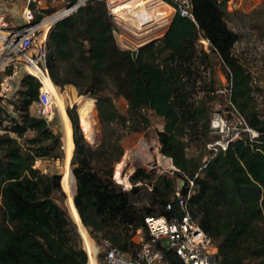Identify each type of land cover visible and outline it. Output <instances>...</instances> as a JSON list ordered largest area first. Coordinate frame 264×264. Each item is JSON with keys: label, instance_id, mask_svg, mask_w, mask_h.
Masks as SVG:
<instances>
[{"label": "trees", "instance_id": "1", "mask_svg": "<svg viewBox=\"0 0 264 264\" xmlns=\"http://www.w3.org/2000/svg\"><path fill=\"white\" fill-rule=\"evenodd\" d=\"M162 1L175 13L164 35L139 48L136 59L116 41L114 22L101 2L89 1L51 28L46 64L53 83L94 98L101 126L92 146L75 107L67 109L74 149L72 155L68 133L64 148L68 159L72 155V173L67 169L63 179L35 167L37 160L63 156L61 135L30 111L39 82L22 78L13 103L17 118L0 106V264H88L87 256L93 264L80 232L133 256L135 230L142 228L148 237L147 216L180 214L174 187L182 181L186 194L187 178L194 182L188 210L211 238L219 264L264 263V89L254 85L235 54L241 36L227 23V0H189L193 19L180 15V0ZM212 56L227 78L226 93ZM112 94L126 101L125 113ZM215 104L236 111L244 122L225 150L207 147L219 138L211 128ZM150 114L163 119L159 151L177 170L154 174L135 166L126 191L113 178L124 154L121 143L129 133L145 130ZM62 185L70 192L76 187L74 203L68 193L74 220L59 202L66 198ZM165 255L179 264L171 251L165 249Z\"/></svg>", "mask_w": 264, "mask_h": 264}, {"label": "built area", "instance_id": "2", "mask_svg": "<svg viewBox=\"0 0 264 264\" xmlns=\"http://www.w3.org/2000/svg\"><path fill=\"white\" fill-rule=\"evenodd\" d=\"M89 1L104 4L115 25L113 30L115 39L119 45L121 43L122 48L131 51L133 48L127 44L128 38L121 28L128 29L131 26L143 30L149 27L154 19L150 14V19L145 21L142 16L129 15L130 8L120 9L123 2L127 0H0V106H6V102L17 95L22 78L30 75L40 84L38 100L32 105L31 113L44 119L51 128L56 108L53 95L45 86L46 79L53 83L46 64L48 34L59 20L76 12ZM145 1L147 4L154 0ZM232 4H234L232 0L226 1L228 10H231ZM17 6L19 17L16 18L11 12ZM145 9L151 12L149 8ZM190 9L189 0H180V15L193 19ZM201 42L204 49L208 50V42L206 40ZM56 87L59 89V86L56 85ZM216 122V127L220 126L223 131L221 124L224 121L220 119ZM246 130L252 137L257 136L254 130L248 127ZM237 135L238 132L235 137L226 139L219 135V138L207 147L213 150L218 148L225 150L229 141ZM171 162L170 159V169L173 173L177 169ZM183 184L182 181H177L174 187L179 215L147 216L145 224L148 237L145 238L142 228L135 230L132 240L138 245V250L133 256L123 252L109 240H103L99 246L102 251V264H175L166 257L165 249L173 253L179 264H219L217 249L211 238L202 230L198 221L188 210V199L194 182L187 178L186 194L182 193ZM134 185L140 186L141 182L138 181ZM132 186L133 184L128 182L123 184L122 189L128 191ZM148 189L151 190V188ZM171 209L172 203H167L166 210ZM166 240L168 244L165 243ZM98 253L97 248L96 262Z\"/></svg>", "mask_w": 264, "mask_h": 264}, {"label": "rangeland", "instance_id": "3", "mask_svg": "<svg viewBox=\"0 0 264 264\" xmlns=\"http://www.w3.org/2000/svg\"><path fill=\"white\" fill-rule=\"evenodd\" d=\"M132 1V0H127ZM135 1V0H134ZM234 4H232L231 10H228L227 23L231 29L238 32L241 36L239 42L235 45V54L241 58L242 62L249 69L252 77L254 85H258L264 89V0H232ZM149 4V5H148ZM145 8H149L151 11L150 14L153 16V21L150 23L149 27L141 30L135 27H128V29H123L124 35L128 38L127 44L130 45L131 48L138 49L141 45L146 44L151 40H155L158 33L162 30V28H158L157 30H152L157 26L158 23H164L168 19L167 17L158 18L155 14L156 11L168 10L169 12H174L173 8H169L159 1H151L145 5ZM60 7V5L58 6ZM18 6L14 9L13 15L17 18L19 15ZM145 10V9H144ZM129 15H135L136 10L129 9ZM147 11V10H146ZM168 12V13H169ZM38 18V16H37ZM121 45V43H120ZM214 61V69H215V77L218 81V85L222 87V93L227 92L228 81L225 77L223 71L221 70V64L217 57L212 56ZM58 92L62 95L66 109H71L73 106L75 107V111L78 116V121L80 123V114H79V106L76 103L78 98H84V100L88 103L87 106L84 107L85 112L89 115L90 118L94 120L95 128H96V139L94 141L89 140L86 135L83 133L82 128L80 127L81 132L83 133L84 138L92 145L95 146L99 140L101 135V126L100 121L97 117V112L95 109V99L86 95L78 96V91L73 86H65L63 88L58 87ZM108 93H111L108 91ZM59 96V95H58ZM112 98L115 106L118 111L121 113H125L126 111V101L120 97H117L112 94ZM17 95H15L10 101L6 102V106L8 111L14 116L18 117L17 112L14 111L13 103L16 102ZM33 106L30 108L32 112ZM150 116V125L143 131L140 132H132L126 135L122 140V147L124 149V154L121 160L115 164L114 174L113 176L116 183H118L121 187L125 183H131L129 180L130 175L134 172L135 166H141L145 168L148 172L154 174H172V169H170V159L166 156H163L159 151V142L157 139V131L161 130L163 127V119L161 117H157L154 115ZM222 119L224 122L221 124L223 126V131H221L220 126H217L216 121H220ZM242 126H244L243 119L240 115L234 110H226V106L223 104H215L212 113H211V128L213 130V134L221 135L226 138H232L236 136V133L242 130ZM51 129L55 133L61 134V125L59 121V116L57 111L55 110L54 120L51 123ZM27 135H32V132L27 133ZM67 134L65 135V137ZM62 141V139H61ZM65 147L68 148V141L65 138ZM63 146V142H62ZM59 160L52 159H42L37 160L35 163V167L42 170L44 173H53L58 172L62 174V179L67 172V169H70L71 172V157L68 159L66 157V153ZM172 163V162H171ZM119 171V172H118ZM75 181V179H74ZM62 189L66 194L65 200H59L60 204L63 205L72 219L74 220V215L72 210L68 207V193L74 195L75 192L68 191L63 185ZM82 237L83 246L89 250L91 255V260L93 264H102V256H97L96 262V249H99V246L95 240L89 237L87 232H80ZM97 247V248H96ZM86 251V250H85ZM88 255V254H87ZM88 264H91L89 260V256H87ZM248 264H261L257 260H250ZM264 264V263H263Z\"/></svg>", "mask_w": 264, "mask_h": 264}, {"label": "bare ground", "instance_id": "4", "mask_svg": "<svg viewBox=\"0 0 264 264\" xmlns=\"http://www.w3.org/2000/svg\"><path fill=\"white\" fill-rule=\"evenodd\" d=\"M146 1L145 0H132V1H127L123 2L122 6L120 9H126L130 8V10H136L137 12L135 13V17H143L145 21L147 19H150V12L146 11L145 9ZM145 9V10H144ZM148 12V13H147ZM156 15V14H155ZM45 86L50 89L54 103H55V108L59 116V121L61 125V134H62V142H63V150L65 154V135L70 133L71 137V142H72V155H73V149H74V143H73V129H72V123L71 120L66 112V104L65 101L62 97V95L58 92V89L55 84L50 82L48 79L45 81ZM59 95V96H58ZM76 103L79 106V114H80V127L83 130V133L86 135V137L94 141L96 139V128H95V123L92 118L89 117V115L85 112L84 107L87 106V102L84 100V98H78L76 100ZM119 172V171H118Z\"/></svg>", "mask_w": 264, "mask_h": 264}, {"label": "crops", "instance_id": "5", "mask_svg": "<svg viewBox=\"0 0 264 264\" xmlns=\"http://www.w3.org/2000/svg\"><path fill=\"white\" fill-rule=\"evenodd\" d=\"M162 3L164 4V5H166L167 7H169V8H173V7H171L170 5H168V4H166L165 2H163L162 1ZM174 9V8H173ZM168 10H161V11H156V16L158 17V18H163V17H167L168 18V20L166 21V22H162V23H158L157 24V26L155 27V28H153L152 30H157L158 28H162V30L158 33V35L156 36L157 38L156 39H159V38H161L163 35H164V33H165V31L167 30V27H168V25H169V21H170V19H171V17L173 16V14L175 13V9H174V12L172 13V12H169ZM117 41V40H116ZM152 41V40H151ZM119 44V43H118Z\"/></svg>", "mask_w": 264, "mask_h": 264}, {"label": "water", "instance_id": "6", "mask_svg": "<svg viewBox=\"0 0 264 264\" xmlns=\"http://www.w3.org/2000/svg\"><path fill=\"white\" fill-rule=\"evenodd\" d=\"M152 41H153V40H152ZM152 41H149V42H147L146 44L141 45L139 48H142V47H144V46L150 44ZM139 48H138V49H139ZM138 49L132 51V57H133L134 59H136V55H137V51H138ZM71 173H72V172H71ZM59 174H60V176H61V178H62V174H61V173H59ZM72 175H73V174H72ZM75 192H76V187H75ZM75 192H74V194H75ZM73 203H74V195H73ZM74 206H75V205H74ZM81 224H82V223H81ZM165 243L168 244V241L166 240Z\"/></svg>", "mask_w": 264, "mask_h": 264}]
</instances>
